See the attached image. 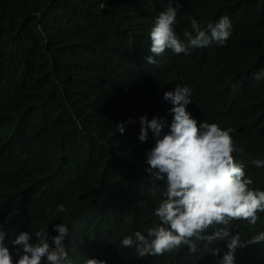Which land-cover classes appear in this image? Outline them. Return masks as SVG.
I'll list each match as a JSON object with an SVG mask.
<instances>
[{
	"label": "trees",
	"instance_id": "16d2710c",
	"mask_svg": "<svg viewBox=\"0 0 264 264\" xmlns=\"http://www.w3.org/2000/svg\"><path fill=\"white\" fill-rule=\"evenodd\" d=\"M167 3L0 0V225L13 255L21 231L55 236L60 223L71 264H219L228 251L227 241L210 246L219 256L197 242L194 254L182 246L139 257L120 243L161 223L153 213L166 182L144 171L155 141L151 130L139 140V118L170 124L173 105L163 94L177 84L191 89L193 118L233 129L234 159L250 187L264 190V166L253 163L264 160V78L254 79L264 70V0H174L182 39L192 19L205 28L222 16L231 36L189 55L166 50L150 64L149 33ZM258 216L255 225L233 221L232 234L247 241L264 231ZM234 256V264H264V242Z\"/></svg>",
	"mask_w": 264,
	"mask_h": 264
},
{
	"label": "clouds",
	"instance_id": "9594fccd",
	"mask_svg": "<svg viewBox=\"0 0 264 264\" xmlns=\"http://www.w3.org/2000/svg\"><path fill=\"white\" fill-rule=\"evenodd\" d=\"M173 2L168 0L166 8L155 17L149 33L148 63L156 64L153 57H160L166 50L189 55L190 50L213 42L223 45L231 36L230 18L222 16L215 23H207L205 28L192 19V31L185 30L182 39L176 32L179 10ZM261 78L264 70L254 74V79ZM190 96L191 89L179 84L174 90L164 92L163 99L173 105L170 124L156 117L149 120L146 115L139 118V140L145 142L151 130L155 141L146 153L144 171L153 182H166L163 199L153 213L161 223L137 230L120 243L124 248H134L139 257H147L182 246L194 254L199 251L197 242H202L206 252L219 256L220 249L210 246L227 241L228 251L219 264H234L237 248L264 242V231L247 241L241 239L239 232L232 234L233 221L257 223L258 213H264V190L250 187L253 180L246 176L244 164L234 159L232 154L236 149L230 135L233 129H221L215 123L193 118L187 111V105L192 102ZM115 127L120 134L126 130L124 122ZM253 163L264 166V160ZM57 211L65 212V206L60 204ZM53 228L57 235L50 236L48 230L40 229L34 232V239L29 232L21 231L11 241L13 255V250L5 246L7 233L0 225V264H42L45 257L47 264H71L64 245L69 229L63 223ZM84 264H106V261L88 258Z\"/></svg>",
	"mask_w": 264,
	"mask_h": 264
}]
</instances>
